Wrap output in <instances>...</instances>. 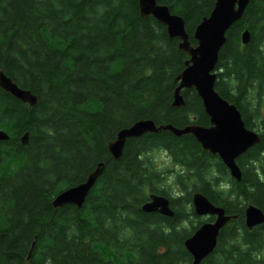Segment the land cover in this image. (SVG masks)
Segmentation results:
<instances>
[{"label":"trees","instance_id":"trees-1","mask_svg":"<svg viewBox=\"0 0 264 264\" xmlns=\"http://www.w3.org/2000/svg\"><path fill=\"white\" fill-rule=\"evenodd\" d=\"M215 1L157 0L184 19L193 45ZM188 58L163 24L141 17L138 0H0V70L37 97L30 106L0 88V129L8 134L0 148L23 161L0 175V264H192L183 242L203 221L191 204L195 192L235 216L200 264H264L253 258L264 250V223L249 230L244 220L249 203L264 211V0H249L214 70L216 91L260 137L238 159L240 182L192 134L130 137L119 160L107 148L140 120L209 125L194 88L182 90L183 106L172 105ZM154 149L185 169L175 188L182 193L160 186L175 170L153 171ZM100 162L79 209L52 206ZM150 193L169 199L173 217L142 210Z\"/></svg>","mask_w":264,"mask_h":264},{"label":"water","instance_id":"water-1","mask_svg":"<svg viewBox=\"0 0 264 264\" xmlns=\"http://www.w3.org/2000/svg\"><path fill=\"white\" fill-rule=\"evenodd\" d=\"M249 0H216L212 11L203 17L194 29L193 37L196 45L189 41L184 19L171 13L168 6L159 4L157 0H139L138 10L141 17L152 16L166 27L170 38L179 39V48L187 53L189 59L185 68L176 76L177 86L173 92V106L185 104L182 90L194 88L201 99L205 113L209 118V126L190 124L184 128H176L170 124L155 125L152 120H140L130 127L117 133L115 140L108 143L107 148L116 160L121 158L125 142L130 137H139L145 133H156L167 130L176 136L192 134L203 150L217 154L224 162L232 178L241 181L242 172L236 163V157L260 140L258 133L246 128L239 110L223 99L215 89V66L219 52L226 42L229 28L241 19ZM242 42L249 40L248 31H244ZM0 88L9 92L21 102L34 106L37 97L30 90L20 88L3 71L0 70ZM29 132L21 136L20 141L25 145ZM8 139V134L0 129V140ZM103 170L100 162L91 171L86 180L76 186L67 188L52 199L54 207L66 204L79 209L90 189ZM149 201L142 205L144 212H158L166 217H173L174 211L169 205L168 198L150 194ZM192 206L197 216H215L213 222H203L195 232L185 238L184 247L192 256V264L200 262L210 255L216 245L220 230L229 221L223 207L212 203L207 196L200 192L192 195ZM264 223V213L255 205L249 204L245 208V225L251 229L255 225ZM27 259H29V254ZM97 264V263H95Z\"/></svg>","mask_w":264,"mask_h":264},{"label":"clouds","instance_id":"clouds-1","mask_svg":"<svg viewBox=\"0 0 264 264\" xmlns=\"http://www.w3.org/2000/svg\"><path fill=\"white\" fill-rule=\"evenodd\" d=\"M151 157L152 170L157 173H163L165 169H175L172 174L165 175L163 177V183L161 187L169 186L175 190L176 181L178 176L185 174L183 166L173 163L172 158L162 149H154L149 154ZM23 163L22 160L16 158L14 155L9 154L5 149L0 148V175L9 174L16 171ZM221 190L225 193L228 191L229 185L223 184L220 186ZM3 221L0 220V223ZM127 235H131L130 232ZM127 256H131L133 259L136 258L135 253H127ZM253 258L257 261L264 259V250L253 254Z\"/></svg>","mask_w":264,"mask_h":264},{"label":"flooded vegetation","instance_id":"flooded-vegetation-1","mask_svg":"<svg viewBox=\"0 0 264 264\" xmlns=\"http://www.w3.org/2000/svg\"><path fill=\"white\" fill-rule=\"evenodd\" d=\"M252 147V146H251ZM250 147V148H251ZM202 149V148H201ZM249 149V148H248ZM247 149V150H248ZM203 150V149H202ZM246 150V151H247ZM245 151V152H246ZM244 152V153H245ZM244 153H242V154H240V155H238L237 157H236V163H237V165H238V159L239 158H242V156H243V154ZM212 155H214V154H212ZM214 156H216V158L219 160V161H221L223 164H224V162H223V160L216 154V155H214ZM225 165V164H224ZM239 166V165H238ZM240 167V166H239ZM241 169V168H240ZM242 172V171H241ZM229 175H230V173H229ZM230 177H231V175H230ZM242 179V178H241ZM262 210V209H261ZM262 212L264 213V211L262 210ZM149 213H155V214H159V215H162V214H160V213H158V212H149ZM162 216H164V215H162ZM215 220V218H214V216H213V218H208V221H214ZM98 264H109V263H98Z\"/></svg>","mask_w":264,"mask_h":264},{"label":"rangeland","instance_id":"rangeland-1","mask_svg":"<svg viewBox=\"0 0 264 264\" xmlns=\"http://www.w3.org/2000/svg\"><path fill=\"white\" fill-rule=\"evenodd\" d=\"M169 169H171V170H175V169H172V168H169ZM170 174H172V172L170 173ZM177 190V193L178 194H180V193H182V191L181 190H178V189H175V191ZM201 219H204L203 217H200ZM190 226V225H189Z\"/></svg>","mask_w":264,"mask_h":264},{"label":"bare ground","instance_id":"bare-ground-1","mask_svg":"<svg viewBox=\"0 0 264 264\" xmlns=\"http://www.w3.org/2000/svg\"><path fill=\"white\" fill-rule=\"evenodd\" d=\"M138 1H139V0H138ZM24 134H25V133H24ZM24 134H23V135H24ZM23 135H22V136H23ZM27 138H29V134H28V137H27ZM114 140H115V139H114ZM112 141H113V140H112ZM27 142H28V141H27ZM110 142H111V141H110ZM21 144H22V143H21ZM26 144H27V143H26ZM26 144H25V145H26ZM51 204H52V202H51ZM52 206H53V205H52ZM63 206H64V205H63ZM63 206H61V207H63ZM53 207H54V206H53ZM61 207H54V208H61ZM191 258H192V256H191ZM192 260H193V259H192Z\"/></svg>","mask_w":264,"mask_h":264}]
</instances>
